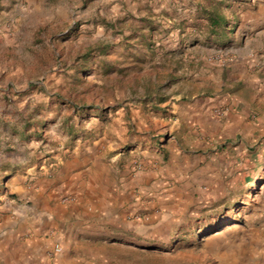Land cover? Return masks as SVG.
<instances>
[{
    "label": "rangeland",
    "instance_id": "rangeland-1",
    "mask_svg": "<svg viewBox=\"0 0 264 264\" xmlns=\"http://www.w3.org/2000/svg\"><path fill=\"white\" fill-rule=\"evenodd\" d=\"M206 1L0 0V264L47 179L106 211L83 264H264V0Z\"/></svg>",
    "mask_w": 264,
    "mask_h": 264
},
{
    "label": "crops",
    "instance_id": "crops-1",
    "mask_svg": "<svg viewBox=\"0 0 264 264\" xmlns=\"http://www.w3.org/2000/svg\"><path fill=\"white\" fill-rule=\"evenodd\" d=\"M51 181L47 179L50 183H41L37 194L33 196L42 202L40 211H36L34 216L32 211L28 213L29 216L25 211L26 215L19 218V230L10 235V254L6 264H83L81 250L84 243L90 235H98L101 232L98 223L102 220L101 214L106 211L96 208L93 199L73 188L70 181L59 184ZM67 195L75 196L74 204H64L60 201ZM30 217L37 222L31 224L27 220ZM94 220L96 223L91 224ZM114 229L120 228L113 226L112 230ZM30 232V240L36 246V255L32 260H27L26 250L31 244L24 236ZM55 245L60 246L61 252L50 260L47 251Z\"/></svg>",
    "mask_w": 264,
    "mask_h": 264
},
{
    "label": "trees",
    "instance_id": "trees-1",
    "mask_svg": "<svg viewBox=\"0 0 264 264\" xmlns=\"http://www.w3.org/2000/svg\"><path fill=\"white\" fill-rule=\"evenodd\" d=\"M215 0H207L205 5L201 6L199 10L201 11V18L207 23L209 32L211 36L218 37L222 31H227L228 27V17L220 8V4L218 2H214ZM228 8V6H225ZM155 29L150 28L148 31H154ZM222 39H226L224 36Z\"/></svg>",
    "mask_w": 264,
    "mask_h": 264
},
{
    "label": "built area",
    "instance_id": "built-area-1",
    "mask_svg": "<svg viewBox=\"0 0 264 264\" xmlns=\"http://www.w3.org/2000/svg\"><path fill=\"white\" fill-rule=\"evenodd\" d=\"M215 114L217 116H222L224 114V112L222 110H215ZM71 198H66L65 201H69ZM61 252V248L59 245H55L53 246V248L51 250H49V252L47 253V257L48 259L52 260L53 257L57 254H59ZM56 264V263H54Z\"/></svg>",
    "mask_w": 264,
    "mask_h": 264
}]
</instances>
